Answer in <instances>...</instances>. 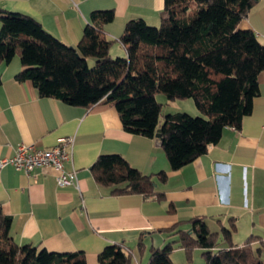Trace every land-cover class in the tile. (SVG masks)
I'll use <instances>...</instances> for the list:
<instances>
[{
    "label": "crops",
    "instance_id": "crops-1",
    "mask_svg": "<svg viewBox=\"0 0 264 264\" xmlns=\"http://www.w3.org/2000/svg\"><path fill=\"white\" fill-rule=\"evenodd\" d=\"M164 4L165 0H0V10L30 14L76 46L95 9H115L105 31L117 39L129 19L160 23ZM239 27L252 28L264 43V0H258ZM111 53L125 55L126 49L116 40ZM21 69L19 54L11 62H0V158L12 155L21 143L48 147L60 137L72 136V160L65 167L77 169L78 185L58 184L59 170L52 165L31 173L13 165L1 167L0 209L13 217L18 242L52 251L83 250L87 264H99L105 245L123 242L132 252V264H149L151 248L174 237L161 229L193 216H204L212 230H220L234 217L233 240L239 244L250 234L264 239V69L258 74L259 93L241 127L226 126L219 142L179 169L171 168L156 133L151 137L126 130L115 106L101 101L84 107L41 96L31 80L16 77ZM170 101L174 105L168 112L201 113L192 98ZM102 153H120L144 173L166 170L167 181L157 186L164 196L112 193V187L96 181L91 169ZM202 251L196 247L188 257L179 247L172 259L175 264H205Z\"/></svg>",
    "mask_w": 264,
    "mask_h": 264
},
{
    "label": "trees",
    "instance_id": "trees-1",
    "mask_svg": "<svg viewBox=\"0 0 264 264\" xmlns=\"http://www.w3.org/2000/svg\"><path fill=\"white\" fill-rule=\"evenodd\" d=\"M258 0H165L160 23L144 17L129 19L119 38L105 24L114 8L95 9L76 46L48 31L30 14L0 10V62L19 54V80H31L41 96L90 107L115 106L126 130L154 136L163 102L193 98L200 114L177 110L164 114L161 145L172 169H179L219 142L226 126L241 127L259 93L258 74L264 69V43L252 28H240ZM120 41L125 55L113 56ZM1 83V78H0ZM96 181L112 193L145 197L166 182L168 172L144 173L120 153H102L92 164ZM13 217L0 209V264H87L83 250L52 251L31 242L20 243L12 232ZM188 223L189 227H184ZM234 217L212 230L204 216H193L161 229L173 238L151 248L149 264H175L172 252L183 248L191 257L202 248L205 264H264V239L250 234L233 240ZM143 233L139 246L143 248ZM123 242L104 246L99 264H132Z\"/></svg>",
    "mask_w": 264,
    "mask_h": 264
},
{
    "label": "built area",
    "instance_id": "built-area-1",
    "mask_svg": "<svg viewBox=\"0 0 264 264\" xmlns=\"http://www.w3.org/2000/svg\"><path fill=\"white\" fill-rule=\"evenodd\" d=\"M74 137H60L58 142L48 147H38L34 143H21L15 152L0 158V168L13 165L18 170L31 173L38 167L52 165L59 170L57 182L60 185H78L77 169L73 166L67 169L65 164L72 160V145Z\"/></svg>",
    "mask_w": 264,
    "mask_h": 264
},
{
    "label": "rangeland",
    "instance_id": "rangeland-1",
    "mask_svg": "<svg viewBox=\"0 0 264 264\" xmlns=\"http://www.w3.org/2000/svg\"><path fill=\"white\" fill-rule=\"evenodd\" d=\"M159 24V23H158ZM158 24H155V25H158ZM157 97L159 100L163 101L164 103V106H163V112L162 113H167L170 109H171V105H174L168 98L167 96L164 94V93H158L157 94ZM178 99H181V98H178ZM193 99V98H192ZM170 103V104H169ZM180 104V103H179ZM184 105L182 106H186L185 103H182ZM180 106V105H178ZM193 114V113H192ZM181 253H184V252H181ZM185 255V254H184ZM172 256H176L177 258V254L175 255L174 253H172ZM180 258V257H179ZM178 258V259H179Z\"/></svg>",
    "mask_w": 264,
    "mask_h": 264
},
{
    "label": "water",
    "instance_id": "water-1",
    "mask_svg": "<svg viewBox=\"0 0 264 264\" xmlns=\"http://www.w3.org/2000/svg\"><path fill=\"white\" fill-rule=\"evenodd\" d=\"M156 135H157L158 137L161 136V128H158V129H157V131H156Z\"/></svg>",
    "mask_w": 264,
    "mask_h": 264
}]
</instances>
